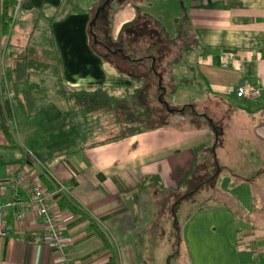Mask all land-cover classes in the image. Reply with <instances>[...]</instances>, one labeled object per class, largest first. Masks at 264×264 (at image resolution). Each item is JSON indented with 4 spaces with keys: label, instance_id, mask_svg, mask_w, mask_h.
I'll list each match as a JSON object with an SVG mask.
<instances>
[{
    "label": "crops",
    "instance_id": "crops-1",
    "mask_svg": "<svg viewBox=\"0 0 264 264\" xmlns=\"http://www.w3.org/2000/svg\"><path fill=\"white\" fill-rule=\"evenodd\" d=\"M73 1L78 5L86 3ZM99 2L88 0L91 12L78 6L51 27L61 79L71 90L104 88L119 95L121 91H131L133 81L102 61L89 43L88 21ZM59 3L60 0H19L16 14L20 20H28L31 32L25 42H16L14 48L9 46L8 37L5 57L19 60L26 58L30 49L37 50V36ZM181 5L182 14L174 28L176 34L178 30L185 35L182 43L186 50L164 75V83L171 88L167 93L179 95L177 107L189 106L190 100L207 93L231 104L233 114L241 118L237 124L248 123L251 135L247 146L254 154L257 151L264 156V100L234 96L236 86L243 80L253 86L264 84V0H190ZM224 55L230 59H224ZM32 58L40 61L38 54ZM51 83L49 76L35 71L26 80L9 84L11 94L19 95L21 107L23 93H32L35 115L36 105L43 100L40 92L57 96ZM194 85L201 87L194 91ZM184 111L185 108L177 113L182 115ZM98 133L89 132L90 138L82 146H73L64 155L46 162L40 160L56 181L68 186L67 199L79 210L72 214L59 207V199L53 201L52 212L66 243L64 260L59 261L56 252L43 243V228L34 213L15 222L8 212L7 235L0 238V264H109L112 252L93 233L90 221L108 236L116 264H159L164 260L165 246L171 242L165 241L159 226L156 236L144 235L151 224L148 190L153 187L157 192L172 194L191 190L195 179L192 166L197 163L193 151L212 147L207 128L162 125L114 142L107 141L102 131ZM243 140H236L233 146L243 149L237 156L241 164L244 158H250ZM10 148L0 131V195L7 193L3 184L7 171L25 161L21 154L11 155ZM206 163L203 159L201 165ZM237 171L244 173L243 168ZM215 186L216 202L194 208L176 239L183 263L255 264L257 259L264 264V215L254 216L248 183L240 176L232 181L220 175Z\"/></svg>",
    "mask_w": 264,
    "mask_h": 264
},
{
    "label": "rangeland",
    "instance_id": "rangeland-1",
    "mask_svg": "<svg viewBox=\"0 0 264 264\" xmlns=\"http://www.w3.org/2000/svg\"><path fill=\"white\" fill-rule=\"evenodd\" d=\"M87 2L88 0L78 6L91 12L92 7ZM100 2L103 1L100 0ZM189 2L190 0H105L104 5L105 3L107 5L104 16L99 17L92 28L93 38L90 42L98 54H105V48L121 49L126 57H131L133 55L126 52L124 47L128 41L126 35L128 32L135 35L136 29L141 32L143 29V31L151 30L150 34L156 33L165 42L173 39L174 44H177L172 48L176 51L181 48V42H179L180 39L175 38V22L182 14L181 4ZM16 13L9 33V46L12 48L17 46L16 42H25L31 32L28 20H20L19 14ZM134 14L135 19H132ZM125 24L128 26V31H122ZM182 24L186 25L184 22ZM180 27H182L181 24ZM132 41L131 38L129 42ZM164 85L167 90L171 89L167 83ZM200 87V85H194V91ZM157 92L152 82L148 90L149 99L141 102L153 110L147 121L140 123L143 127L156 128L162 125L183 128L205 127L212 140L211 148L201 149L198 152L196 167L202 164L204 157L207 163L204 164L205 170L194 169L195 179L190 191L182 189L178 194H172L157 192L153 187L148 190V200L152 206L151 224L144 235L156 236L159 226L165 241L171 242V245L165 246L164 260L159 261V264H184L182 257L180 258L181 250L176 239L194 208L212 205L216 202L218 191L215 184L216 178L220 175L231 178L232 181L238 180L239 176L244 178L251 191L254 216L260 213L264 215V156L257 151L254 154L253 149L247 146L249 144L247 137L250 138L251 135L248 123L237 124L241 118L233 114V106L227 104L226 101L217 99L210 93L202 94L201 98L190 100L189 107L185 108V113L181 115L175 112V109L179 108L177 107L179 104L177 93H168L163 96L164 103L173 109V112L166 113L167 110L155 101ZM9 94L12 96L10 121L11 126L15 128L9 149L11 155L15 153L24 157L25 153H29L46 162L53 156L64 155L73 146H82L90 138L88 137L89 132L97 135L98 131H102L105 138L119 134L118 128L120 127L114 125V120L110 115H90L81 111L77 112L72 106H66L61 99L50 92H40L43 100L36 105L37 114L31 117L23 114L19 95L17 92L11 94L10 85ZM241 138L244 139L241 142L245 149L249 151L247 157H250L244 158L245 162L242 164L237 156L243 149L233 147L235 141ZM240 168H243V174L237 171ZM160 254L162 255L161 251H159Z\"/></svg>",
    "mask_w": 264,
    "mask_h": 264
},
{
    "label": "trees",
    "instance_id": "trees-1",
    "mask_svg": "<svg viewBox=\"0 0 264 264\" xmlns=\"http://www.w3.org/2000/svg\"><path fill=\"white\" fill-rule=\"evenodd\" d=\"M102 1L103 2L94 5V9L88 21L87 30L89 43L91 45L92 43L90 40L93 38L92 28L95 26L97 19L104 16V11L107 5V3L104 5L105 0ZM15 8L16 0H3L0 9V54L3 53L8 91L11 83L19 80H26L31 72L38 71L45 76H49L52 79L51 87L54 93L72 105L76 111H81L82 113L90 115H110V117L113 118L114 125L120 128H118L119 134L117 136L110 137L107 140L110 142L123 139L130 135L139 134L141 131L148 128V126L143 127L140 123L147 121L153 110L141 102H146L149 99L148 90L152 85V82L158 91L157 96L155 97L157 104H161L164 109L167 110L166 113L173 112V109L168 107L163 100V96L170 93H167L169 90H167L164 85V75L169 71L173 63L180 60V57L184 55L186 49L183 47L182 43L185 38L183 33L181 34V32H178L177 30L175 38L180 39L179 42H181L182 46L180 45L181 48L176 49V51L172 48L177 44H174L175 42L173 39L165 42L160 39L156 33L150 34L149 31L151 30L143 31L142 29L141 32L139 29H136L135 35L131 34V32L127 33L126 36H128V41L124 46L126 52L131 53L134 57H126L125 52L121 49L105 48V54H99L101 60L108 62L116 72L130 76L134 83V88L131 91L124 90L121 91L119 95H112L104 88H96L93 90H71L66 88L62 83L60 58L51 27L54 23L65 20L72 12H75L78 8V3L73 0H60L59 6L53 12V16L46 19L45 27L37 36L38 39L34 44H36L35 46L38 49H30L29 52H26V58H21L19 60H16L11 56L5 57L8 48V37L14 20L12 15ZM96 12L97 15L94 16ZM127 27V25L124 26L122 31H128L129 29H127ZM131 38L133 41L129 42ZM37 54L40 61H36L32 58ZM127 64L130 66L125 67ZM22 100V107L25 115L28 117L33 116L34 112L32 103L34 99L32 98V93L29 91L23 93ZM187 107L189 106L176 108L175 112ZM120 117L123 118L120 119ZM11 118L12 101L10 94H8V97L4 96L0 99V131L9 144H12V138H14L15 133V128L11 126ZM201 149H203V147L194 149L193 152L196 158L197 153ZM203 159H205V157ZM196 164L194 163V166H192L194 167L192 168L193 170L198 169L197 171H200L205 167V165H199V167H196ZM40 179L45 186L51 189V186L43 178ZM149 180L150 179H148V181ZM140 187H142V185ZM58 205L72 214H77L79 212L75 205L68 201L67 198L60 199ZM90 228L100 239L103 247L112 252L108 261L109 264H116L115 255L113 254L106 233L92 221H90ZM255 264H259L257 259H255Z\"/></svg>",
    "mask_w": 264,
    "mask_h": 264
},
{
    "label": "built area",
    "instance_id": "built-area-1",
    "mask_svg": "<svg viewBox=\"0 0 264 264\" xmlns=\"http://www.w3.org/2000/svg\"><path fill=\"white\" fill-rule=\"evenodd\" d=\"M19 0H16L17 11ZM229 60L228 55L223 56ZM9 91L5 78L3 53L0 54V99L8 97ZM235 98L264 100V84L253 86L247 80H243L234 90ZM25 161L13 169L7 171L4 186L5 195H0V238L7 235L6 216L10 212L15 222H21L29 213H34L43 228V243L58 255L59 261L64 260L63 251L66 243L59 233L57 219L52 212L54 199L68 198L67 185L56 181L47 171L43 163L35 156L25 153ZM43 178L50 186H45ZM58 200V201H59Z\"/></svg>",
    "mask_w": 264,
    "mask_h": 264
},
{
    "label": "flooded vegetation",
    "instance_id": "flooded-vegetation-1",
    "mask_svg": "<svg viewBox=\"0 0 264 264\" xmlns=\"http://www.w3.org/2000/svg\"><path fill=\"white\" fill-rule=\"evenodd\" d=\"M104 2H105V1H104ZM96 15H97V12H96ZM96 15H95V16H96Z\"/></svg>",
    "mask_w": 264,
    "mask_h": 264
},
{
    "label": "water",
    "instance_id": "water-1",
    "mask_svg": "<svg viewBox=\"0 0 264 264\" xmlns=\"http://www.w3.org/2000/svg\"><path fill=\"white\" fill-rule=\"evenodd\" d=\"M96 15V14H95Z\"/></svg>",
    "mask_w": 264,
    "mask_h": 264
}]
</instances>
